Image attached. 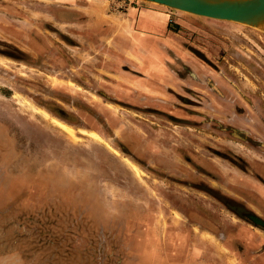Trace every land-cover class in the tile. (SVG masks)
<instances>
[{
    "label": "rangeland",
    "instance_id": "obj_1",
    "mask_svg": "<svg viewBox=\"0 0 264 264\" xmlns=\"http://www.w3.org/2000/svg\"><path fill=\"white\" fill-rule=\"evenodd\" d=\"M131 10L167 28L143 41ZM237 217L264 237V31L0 0V264H171L167 226L220 236Z\"/></svg>",
    "mask_w": 264,
    "mask_h": 264
},
{
    "label": "crops",
    "instance_id": "obj_2",
    "mask_svg": "<svg viewBox=\"0 0 264 264\" xmlns=\"http://www.w3.org/2000/svg\"><path fill=\"white\" fill-rule=\"evenodd\" d=\"M131 11H129V18L133 22V26L136 25L138 31L136 33L139 34V38H143V41L146 39L150 41L155 37L159 38L160 33L164 32L167 28L169 15L164 11L142 10L140 14H137L134 10ZM153 64L156 65L155 62ZM251 180L256 182L252 178ZM251 180L245 181L249 185L248 187L245 185L246 187H243L245 188L244 190L252 192V187L256 185H253ZM193 213L199 219L203 218L202 215H204V212L194 211ZM233 213L237 215L235 212ZM235 219L236 221L228 225L225 229L218 227L222 232L220 236L218 232L205 230L201 225L193 224L189 220V224L185 223L181 228L182 231H189V240L185 238L184 242L181 240L182 237H180L182 231L181 235L178 236L174 234L175 229L173 227L167 226L165 230L168 231L166 232H169L170 236L173 235L169 238L168 243H166L171 247L168 250L170 263L176 264L178 256L185 251L189 253V264H228L227 258L231 261H237L239 264L251 263L252 259L263 260L264 257L258 259V250L259 247H263L264 237L262 235L261 238L257 232L259 230L257 225L251 222H245L239 217ZM156 239H159V237H156ZM135 242L131 244H140L137 241ZM182 244H185V246L187 244L188 246L186 247H189V250H184V252L178 251L179 246H182ZM260 256H263V254H260ZM255 262V264L258 263L257 261Z\"/></svg>",
    "mask_w": 264,
    "mask_h": 264
},
{
    "label": "water",
    "instance_id": "obj_3",
    "mask_svg": "<svg viewBox=\"0 0 264 264\" xmlns=\"http://www.w3.org/2000/svg\"><path fill=\"white\" fill-rule=\"evenodd\" d=\"M209 19L228 21L264 31V0H142Z\"/></svg>",
    "mask_w": 264,
    "mask_h": 264
},
{
    "label": "bare ground",
    "instance_id": "obj_4",
    "mask_svg": "<svg viewBox=\"0 0 264 264\" xmlns=\"http://www.w3.org/2000/svg\"><path fill=\"white\" fill-rule=\"evenodd\" d=\"M181 12H183V11H181ZM47 115V114H46ZM57 125V124H56Z\"/></svg>",
    "mask_w": 264,
    "mask_h": 264
}]
</instances>
